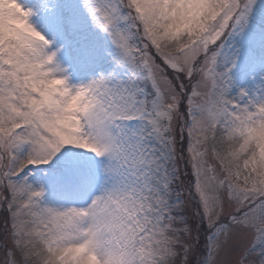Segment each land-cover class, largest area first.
<instances>
[{
  "label": "snow or ice",
  "instance_id": "snow-or-ice-1",
  "mask_svg": "<svg viewBox=\"0 0 264 264\" xmlns=\"http://www.w3.org/2000/svg\"><path fill=\"white\" fill-rule=\"evenodd\" d=\"M0 264H264V0H0Z\"/></svg>",
  "mask_w": 264,
  "mask_h": 264
}]
</instances>
